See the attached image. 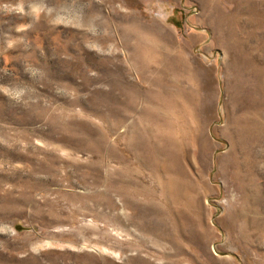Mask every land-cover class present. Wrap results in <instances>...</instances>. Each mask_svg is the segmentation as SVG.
Returning a JSON list of instances; mask_svg holds the SVG:
<instances>
[{
  "label": "rangeland",
  "instance_id": "rangeland-1",
  "mask_svg": "<svg viewBox=\"0 0 264 264\" xmlns=\"http://www.w3.org/2000/svg\"><path fill=\"white\" fill-rule=\"evenodd\" d=\"M0 264H264V0H0Z\"/></svg>",
  "mask_w": 264,
  "mask_h": 264
}]
</instances>
